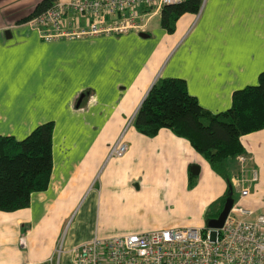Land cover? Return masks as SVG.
I'll return each mask as SVG.
<instances>
[{
	"label": "crops",
	"instance_id": "crops-1",
	"mask_svg": "<svg viewBox=\"0 0 264 264\" xmlns=\"http://www.w3.org/2000/svg\"><path fill=\"white\" fill-rule=\"evenodd\" d=\"M38 1L0 0V135L21 139L52 122L46 187L31 192L25 207L0 210V264H72L71 249L93 235L171 226L156 209L158 187L188 179L190 164L214 175L219 197L222 178L166 128L147 137L130 126L126 152L105 159L106 152L158 78L182 79L211 113L229 106L233 90L256 83L264 72V0H201L172 32L157 13L142 30L49 40L20 22ZM240 140L243 169L234 160L229 175L245 178L249 193L239 198L234 188L232 200L257 210L264 128Z\"/></svg>",
	"mask_w": 264,
	"mask_h": 264
},
{
	"label": "built area",
	"instance_id": "built-area-1",
	"mask_svg": "<svg viewBox=\"0 0 264 264\" xmlns=\"http://www.w3.org/2000/svg\"><path fill=\"white\" fill-rule=\"evenodd\" d=\"M183 0H56L51 7L25 23L45 40L142 30L163 5ZM83 22V26L80 23ZM124 123L109 144L105 159L121 157L127 150ZM235 160L240 171L244 154ZM257 179L251 170V181ZM246 179L231 177L239 198L249 193ZM72 264H264V196L260 208L232 202L219 228L166 226L141 232L93 235L71 249Z\"/></svg>",
	"mask_w": 264,
	"mask_h": 264
},
{
	"label": "trees",
	"instance_id": "trees-1",
	"mask_svg": "<svg viewBox=\"0 0 264 264\" xmlns=\"http://www.w3.org/2000/svg\"><path fill=\"white\" fill-rule=\"evenodd\" d=\"M55 1L39 0L20 22L41 14ZM200 4L201 0H183L163 5L158 12L159 25L172 32L176 19L182 13H196ZM131 126L147 137L166 128L202 156L210 170L225 182V190L205 212L206 218L215 217L224 198L233 195L229 173L235 157L244 154L241 137L264 128V72L257 75L256 83L233 90L229 106L215 113L198 104L182 79L158 78L141 100ZM51 131L52 122L47 121L37 124L21 139L0 135L1 211L25 207L31 192L46 187Z\"/></svg>",
	"mask_w": 264,
	"mask_h": 264
},
{
	"label": "rangeland",
	"instance_id": "rangeland-1",
	"mask_svg": "<svg viewBox=\"0 0 264 264\" xmlns=\"http://www.w3.org/2000/svg\"><path fill=\"white\" fill-rule=\"evenodd\" d=\"M156 19L157 16L153 18V20ZM200 157L202 156L200 155ZM203 162L206 163L204 159ZM190 167L189 165L187 168V173L190 174L188 179L186 177L175 184L164 180L162 189L160 186L158 187L156 209L159 208L163 212L165 222H169L167 225L177 227L205 226L207 219L205 212L218 198L219 190L212 184L213 179L211 177L214 175H211L207 169L206 172L203 170L198 173L199 169L196 172V169L191 170ZM196 167L198 168L197 165ZM232 194V198L235 200L237 195L234 188Z\"/></svg>",
	"mask_w": 264,
	"mask_h": 264
},
{
	"label": "water",
	"instance_id": "water-1",
	"mask_svg": "<svg viewBox=\"0 0 264 264\" xmlns=\"http://www.w3.org/2000/svg\"><path fill=\"white\" fill-rule=\"evenodd\" d=\"M139 35L140 36H146V34H144L142 32H140ZM190 166H191L190 167L191 170L196 169V172H197L198 168L196 167L195 164H190ZM232 202H233L232 197H230V196L225 197L224 201L222 203V207H221L220 211L218 212V214L215 217L207 218L205 226L210 227V228H219L222 225V222H223L229 208L231 207Z\"/></svg>",
	"mask_w": 264,
	"mask_h": 264
}]
</instances>
